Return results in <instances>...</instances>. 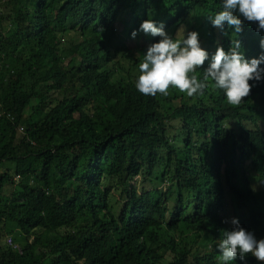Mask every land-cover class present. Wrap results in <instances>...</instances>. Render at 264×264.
<instances>
[{
  "label": "trees",
  "instance_id": "16d2710c",
  "mask_svg": "<svg viewBox=\"0 0 264 264\" xmlns=\"http://www.w3.org/2000/svg\"><path fill=\"white\" fill-rule=\"evenodd\" d=\"M219 8L0 0V240L18 229L0 264H220L233 216L264 237V81L238 105L211 83L192 96L134 87L159 39L131 37L142 20L172 35L188 25L211 53L233 35L207 20ZM261 35L245 22L246 57Z\"/></svg>",
  "mask_w": 264,
  "mask_h": 264
},
{
  "label": "clouds",
  "instance_id": "9594fccd",
  "mask_svg": "<svg viewBox=\"0 0 264 264\" xmlns=\"http://www.w3.org/2000/svg\"><path fill=\"white\" fill-rule=\"evenodd\" d=\"M207 20L225 35L226 29L231 31L227 50L218 43L210 53L202 46L197 30L182 26L172 35L163 21L153 18L141 21L131 37L134 39L138 32H143L159 39L150 43L139 59L134 81L139 93L168 95V90L175 88L192 96L202 93L211 83L222 91L229 104L238 105L249 96L254 86L250 81H264V35L259 38L261 51L254 57H246L242 40L237 38L243 33L245 22L255 23L256 32L264 33V0H220V8L208 15ZM198 68L202 69L201 78L196 74ZM224 222L232 227L224 230L223 238L215 245L220 264H231L237 257L243 261L249 253L264 264V237L257 238L241 225L238 217L226 218Z\"/></svg>",
  "mask_w": 264,
  "mask_h": 264
},
{
  "label": "rangeland",
  "instance_id": "374dc122",
  "mask_svg": "<svg viewBox=\"0 0 264 264\" xmlns=\"http://www.w3.org/2000/svg\"><path fill=\"white\" fill-rule=\"evenodd\" d=\"M184 27H186V29H190L191 30V28L188 25L187 26H184ZM119 57H121V56H119ZM123 61L125 62V66H127L126 59L125 60L123 59ZM30 109L31 108H29V112H27V115H30V113H32ZM12 229H13V231H12L11 234L8 233L9 230L8 231L5 230L6 233H4V236L2 237V240H0V245L1 246H7L9 244V239H7L8 237L14 238V240H15V237L18 235V229L15 226H12Z\"/></svg>",
  "mask_w": 264,
  "mask_h": 264
},
{
  "label": "built area",
  "instance_id": "2783aa9c",
  "mask_svg": "<svg viewBox=\"0 0 264 264\" xmlns=\"http://www.w3.org/2000/svg\"><path fill=\"white\" fill-rule=\"evenodd\" d=\"M7 239H9V244H8L9 246H14V248H17L18 247V246H15L12 238H7Z\"/></svg>",
  "mask_w": 264,
  "mask_h": 264
}]
</instances>
